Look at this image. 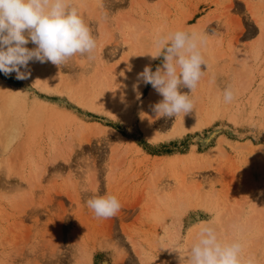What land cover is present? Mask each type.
Wrapping results in <instances>:
<instances>
[{"label":"rangeland","instance_id":"1","mask_svg":"<svg viewBox=\"0 0 264 264\" xmlns=\"http://www.w3.org/2000/svg\"><path fill=\"white\" fill-rule=\"evenodd\" d=\"M80 1L92 12L83 13ZM98 1L73 0V4L96 44L102 41L100 27L112 35L101 52L104 70H118L143 36L146 42L145 32L149 37L163 25H183L192 33V25L207 24L202 36L215 41L220 58L213 56L208 62L205 56V74L192 94L204 101L202 118L197 120L201 128L177 133V118H155L154 131L170 137L154 142L144 130L147 116L142 110L128 123L80 106L69 91H44L33 82L16 79L15 73L0 72V133L11 116L23 131L7 152L1 148L0 135V264H182L199 227L209 221L222 240L235 237L250 250L252 241L264 236V0H100L106 8L101 11L104 16L100 12L102 24L93 17ZM133 40L138 45L133 46ZM26 47L35 45L30 42ZM237 51L250 53L253 84L244 93L233 90L235 100L225 113L211 91L227 85L235 88L231 70ZM80 58H73V67V59L60 67L41 63L39 73L46 80L61 70L67 88L83 77L79 66L84 64L85 70L93 69L86 78H94L96 60L78 65ZM32 62L38 63L30 61L28 69ZM162 62L163 57L156 59L152 70ZM4 89L14 99L6 97ZM94 90L96 94L100 87ZM153 91L158 98L147 84L144 101ZM180 91L191 94L187 88ZM157 98L154 103L163 99ZM97 189L118 198L122 207L117 215L98 219L88 209L85 202ZM250 221L254 227L241 233L240 224ZM263 249L264 244L261 259Z\"/></svg>","mask_w":264,"mask_h":264},{"label":"clouds","instance_id":"2","mask_svg":"<svg viewBox=\"0 0 264 264\" xmlns=\"http://www.w3.org/2000/svg\"><path fill=\"white\" fill-rule=\"evenodd\" d=\"M30 42L34 48L26 47ZM206 43L204 36L185 30L157 34L155 51L147 55L153 60L163 57L162 66L153 71L146 65L134 85L138 89L139 81L150 84L163 97L152 106L157 118L176 119L195 110L192 94L205 74L202 49ZM95 48L91 29L73 0H0V72L5 76L15 73L16 79H27L31 75L30 61L60 67L74 57L90 60ZM181 88L191 94L182 93ZM220 95L226 105L235 100L231 86ZM14 140H9L4 151ZM85 203L98 219L112 218L122 207L115 195L100 194L99 189ZM242 249L240 241L222 240L212 222H204L182 264H255L253 257H242Z\"/></svg>","mask_w":264,"mask_h":264},{"label":"bare ground","instance_id":"3","mask_svg":"<svg viewBox=\"0 0 264 264\" xmlns=\"http://www.w3.org/2000/svg\"><path fill=\"white\" fill-rule=\"evenodd\" d=\"M81 2V4H82V7H84V9H83V13H84V11H86V12H89L90 11V9L91 8H89V7H87L86 5H85V3H84V1L82 2V1H80ZM99 3H98V8H95V15H94V12H93V17H95L96 16V19H97V23L99 22L100 24H102L103 23V19H102V12H104L105 10H106V8H104L105 6H103V4L104 3H102L103 2V0H102V2L99 0L98 1ZM102 11V12H101ZM92 12V11H91ZM91 12H89V13H91ZM102 14H101V13ZM100 13V14H99ZM89 15V14H88ZM105 14H103V16H104ZM100 16H101V18H100ZM92 17V18H93ZM91 18V19H92ZM102 19V20H101ZM209 21H207V23H208ZM209 24V23H208ZM104 25V24H103ZM167 25V24H166ZM176 25V24H175ZM207 25V24H206ZM206 25H203V26H198V25H192L191 26V30H192V32H194V33H197L198 35H204V34H202V32H204L203 30L205 29V27H206ZM100 26H102V25H100ZM168 27H169V25H167ZM179 25H177V26H172V27H166V26H164L163 25V27L162 28H159L158 30H157V32L155 33V34H152V35H149V37L148 36H146V34H147V32H145L146 34H144L145 35V37H146V42L145 41H142V39H144V36L142 37V39H140V41H142V42H140L139 40V43H140V45H138L137 43H136V40H133V46L134 45H138V46H134V47H132L133 48V55H131L130 57L127 55H125L126 57H124L123 58V61H122V63H121V65H119L118 66V70L116 69H113V68H108L107 70H104V69H102L103 68V61H104V57H102V49H103V47L105 46V44H107L108 42H109V40L111 41V39L110 38H112V35L110 34V33H107L108 32V30H107V32H106V30H104V28L103 29H101V27H100V35H99V38H100V40H102V41H100V42H98V44H96V48H95V50H94V53H93V58L96 60V63H97V67H96V73H95V76H92V77H94V78H92V79H90V77H89V79L88 78H86L88 75L90 76V72L91 71H93V69H91V71H90V69H89V71L87 70H85V68H84V64H82V66L80 65L79 67H82V69H80V68H78V69H80V70H82L81 72H82V75H83V77H81L80 75H79V73L77 74V75H79L82 79L81 80H83V82H80L79 81V79H80V77H78L77 79H78V81L76 82V80L74 81V82H76L77 84H75V83H71V84H68L69 86L67 87V88H65V86H64V82H65V78H63L64 76L63 75H61V70L59 71L58 69L54 72V74L53 75H49V76H46L47 77V79L45 80V76H43L42 74H40L39 73V65L41 64L39 61H38V63H36L35 65H34V63L32 64V66H31V68L30 69H28L29 71H30V73H31V75L27 78V79H25V80H28V81H30V82H33V84H35L38 88H40L41 90H44V91H48V92H52V91H54V92H59V94H61V93H64V92H71L70 93V98H72L74 101H77L76 103H78L80 106H83V107H85V108H89V109H91V110H99V111H103V112H106V113H108L110 116H112V117H115V118H117V117H120V118H122L124 121H126V122H128V123H131L132 122V120H133V116H134V113L135 112H137V111H139V110H142L143 112H144V117L145 116H147V120L144 122L145 123V125L143 124V126H145V131H146V133H147V136L149 137L148 139H150V140H152V141H154V142H158V141H161V140H164V139H167V138H169L170 136L169 135H161V134H158L156 131H154V128H153V126H152V124L154 123V120H155V118H157L156 117V114L153 112V110H152V106L155 104L154 102L156 101V98L157 97H154V94H155V92L153 91L152 93H151V95H152V97H151V99H149L148 101H144V92H145V89H146V86H147V84H144L142 81H139V87H138V89H136V88H134V85H136L137 83H138V80H137V77H138V73H140V72H142L143 71V69H144V67L146 66V65H148V66H150V67H152V65H153V63L155 62V60H153V59H151V57H150V55H147V53H149V52H154L155 51V48H154V46H153V41H154V39L156 38V36H157V34H160V33H167V32H170V31H174V30H185V28H183V25L180 27H178ZM186 26V25H185ZM208 27V26H207ZM210 27V26H209ZM106 29V28H105ZM207 31V30H206ZM105 32H106V35L107 34H109L108 36H107V38H105V40H104V37L106 36L105 35ZM135 35H137V34H135V33H133V37H135V39H136V37L137 36H135ZM132 36V35H131ZM148 37V38H147ZM264 37V36H263ZM113 39V38H112ZM132 39H134V38H132ZM214 38H212L211 40H213ZM98 40V39H97ZM145 40V39H144ZM207 40V39H206ZM262 41L264 42V39H262ZM216 42H217V44H219V45H221L220 44V42L219 41H217L216 40ZM219 42V43H218ZM110 43V42H109ZM136 43V44H135ZM142 43V44H141ZM144 43V44H143ZM264 44V43H263ZM263 44L261 43V48H263L264 46H263ZM216 47H217V45H216V43H215V41L213 40V41H210V40H207V43H206V45L203 47V49H202V53H203V55H204V58H205V56H206V59L208 58V62L210 61L209 60V58L210 57H215L216 56V54H215V49H216ZM218 48V47H217ZM261 51V50H260ZM263 51V50H262ZM132 52V51H131ZM218 52V51H217ZM238 52V51H237ZM250 52V51H249ZM257 52V51H256ZM220 53V55L219 56H221V52H219ZM218 53V54H219ZM249 56H250V53L248 54ZM218 56V55H217ZM216 56V57H217ZM249 56H247V55H242L241 53H239L238 52V54H236L235 56H234V65H235V67L233 68V66H232V68L235 70V72H234V70L232 69L231 70V72L233 71V74H234V87L235 88H233L232 87V89L234 90V91H236V92H239V93H244L245 91H247V89L249 88L248 86L249 85H252L253 84V80H252V78H250V77H253V69H252V61H251V59H250V57ZM76 59H77V57H75ZM218 58V60H219V58L220 57H217ZM73 59V58H72ZM205 59V60H206ZM253 59V58H252ZM264 59V58H263ZM74 60V59H73ZM70 61L71 62V65H72V67H73V63H76V61L74 62V61ZM78 60H79V57H78ZM77 60V61H78ZM88 60V59H87ZM87 60H85V59H81L80 58V61H78L77 62V64L79 63V64H81V63H84V61H87ZM214 60V59H213ZM216 60V59H215ZM218 60H216V62L215 63H217L218 62ZM255 60V59H254ZM221 61V60H220ZM219 61V62H220ZM73 62V63H72ZM89 63H90V60L88 61ZM93 62V61H92ZM225 62V61H224ZM232 62H233V60H232ZM47 63V65H49L50 64V62H46ZM88 63V64H89ZM69 64V63H68ZM78 64V65H79ZM221 64V63H220ZM76 64H74V66H75ZM93 65H95V62H94V64ZM225 65V64H224ZM245 66L246 67V69H245V71L244 72H242V71H239V68L238 67H240V66ZM50 66V65H49ZM54 65H52V68H53V70H54V68L55 67H53ZM212 66H214V65H212ZM211 66V67H212ZM217 66V65H216ZM218 66H219V64H218ZM29 67V66H28ZM48 67V66H47ZM220 67V66H219ZM223 67V66H222ZM52 68H50V72H51V69ZM87 68V67H86ZM89 68V67H88ZM221 68V67H220ZM224 68V67H223ZM69 69V68H68ZM70 69H71V67H70ZM69 69V70H70ZM74 69H75V67H74ZM119 69H121V72H120V70ZM48 70V69H47ZM76 70V69H75ZM220 70V69H219ZM218 70V71H219ZM222 70H224V69H222ZM21 71H24V70H21ZM49 71L47 72L48 74H49ZM215 71H216V69H215ZM221 71V70H220ZM230 71V70H229ZM213 73H215V72H213ZM74 74V73H73ZM46 75V74H45ZM217 75V74H216ZM215 77V76H214ZM217 77V76H216ZM207 78V77H206ZM205 78V79H206ZM232 78V77H231ZM212 79H214V78H212ZM216 79V78H215ZM233 79V78H232ZM208 80V79H207ZM224 79H222V81H223ZM67 81V80H66ZM215 80H213V82H214ZM221 81V82H222ZM72 82V81H71ZM94 84V88H97L98 86L100 87V90H99V92L97 93L96 92V94H95V90H94V88H91V85H93ZM215 84V83H214ZM231 84V83H230ZM198 86H199V84H198ZM228 86V85H227ZM213 86H211V88H212ZM221 87V86H220ZM214 88V87H213ZM212 88V89H213ZM94 91H93V90ZM216 89H218V90H216ZM216 89L214 88L213 89V91H211V93L213 94V97H214V99H213V101L217 104V105H220V106H218V107H220L219 108V110L221 109V111L223 110L225 113L226 112H228L229 110L228 109H230V107H229V104L228 105H226V104H224L223 102H222V99L220 98L221 97V95H220V93H221V91H219V89L220 88H218V87H216ZM224 89V88H223ZM6 89H4V90H2V91H5ZM93 92H92V91ZM215 90H216V92H215ZM217 91H219V92H217ZM196 92V91H195ZM5 93H6V97H10V99H14L13 98V95H11V94H9L8 93V91L6 90L5 91ZM138 93H139V97H138ZM196 96H195V98H194V100H195V110H193L191 113H189V114H187V115H185L184 117L183 116H179V117H177V119H176V123H175V131L177 132V133H179V132H181V131H185V130H193V129H198V128H201V125L200 124H198V118L200 117V118H202L201 116H202V113H201V108H202V104H203V98L199 95V94H195ZM241 95V94H240ZM212 96V95H211ZM209 97H210V95H209ZM235 97H236V94H235ZM155 98V99H154ZM158 98H160V95L158 96ZM157 98V99H158ZM211 100V99H210ZM8 102H10V101H8ZM8 104H10V103H8ZM11 105V104H10ZM40 105V104H39ZM44 107V106H43ZM6 109L8 108V107H5ZM10 108V107H9ZM27 108V107H26ZM8 110V109H7ZM43 111V110H42ZM9 112H10V110H9ZM5 114H6V112H5ZM7 117V116H6ZM12 117L13 116H11V119H10V121H9V119H8V123H7V126L5 127V125H4V127L2 128V134L0 133V135H1V140L3 141V145H1V146H3V147H1V148H3L2 150H3V152H7L11 147H12V145H13V143L11 144V147L7 150V151H4V147L8 144V142H9V140L11 139V138H13V137H15V140H14V142L15 141H17L19 138H20V136H21V134H22V130H21V126H20V122L19 121H17L16 119H12ZM32 117V116H31ZM6 119V118H5ZM37 120H38V118H36ZM145 119V118H144ZM36 121V120H35ZM6 124V123H5ZM102 129V128H101ZM104 129V128H103ZM103 130H101L100 132H102ZM112 133H114V134H118L116 131H114V130H112ZM172 135V134H171ZM88 138V137H87ZM86 141H89V139H85ZM25 143V142H24ZM0 148V149H1ZM14 150V149H13ZM10 151V150H9ZM2 152V151H1ZM13 152V151H12ZM14 152H15V150H14ZM16 153V152H15ZM63 154V153H62ZM62 154L60 153L59 154V156L61 157V158H64L63 156H62ZM14 155V154H13ZM194 155V154H193ZM58 156V155H57ZM56 156V157H57ZM58 156V158L60 159V157ZM15 157V156H14ZM13 157V158H14ZM57 158V159H58ZM11 159V158H10ZM9 159V160H10ZM56 159V160H57ZM5 160V159H4ZM3 160V161H4ZM11 160H13V159H11ZM66 160V159H65ZM58 161V160H57ZM12 162V161H11ZM203 162V161H202ZM2 163V162H1ZM6 163V162H5ZM3 164V163H2ZM7 164V163H6ZM203 164V163H202ZM208 164V163H207ZM203 166V165H202ZM1 167V166H0ZM195 168H197V167H195ZM15 171V170H14ZM18 171V170H17ZM41 172H42V170H41ZM164 172V171H163ZM44 173V172H43ZM41 175H43L42 173H40ZM39 174V175H40ZM163 174V173H162ZM20 175H21V173H20ZM165 175V174H164ZM40 177V176H39ZM181 177V176H180ZM160 180V179H159ZM41 182V181H40ZM93 183H95V181L93 182ZM33 184H36V183H33ZM32 184V186H35V185H33ZM40 184V183H39ZM38 185V184H37ZM36 185V186H37ZM94 185V184H93ZM40 186V185H39ZM187 186V185H186ZM94 187H96V186H94ZM189 187V186H188ZM191 187V186H190ZM197 188V187H196ZM198 189V188H197ZM189 190V189H188ZM199 191L200 192H202V190H200L199 189ZM191 192H193V191H191ZM194 193H195V191H194ZM194 193H193V195H194ZM205 193V192H204ZM160 194H162V193H160ZM187 195V194H186ZM201 195H202V193H201ZM76 196L78 197V194H76ZM162 196V195H161ZM166 196V195H165ZM169 196H171V195H169ZM202 196H204V195H202ZM201 196V198L203 199V197ZM31 197H33V196H31ZM30 197V198H31ZM159 197V196H158ZM162 198H163V196H162ZM32 199V198H31ZM164 199V198H163ZM162 199V200H163ZM168 199V198H167ZM169 200V199H168ZM204 200V199H203ZM179 202V201H178ZM22 206V205H21ZM25 207V206H24ZM258 207V206H257ZM181 208V207H180ZM259 209V208H258ZM178 211V210H177ZM259 211V213H260V210H258ZM180 212V211H179ZM262 214V213H261ZM262 218V217H261ZM231 218H229V220H230ZM262 219H264V217L262 218ZM228 220V221H229ZM253 221V220H252ZM261 221V220H260ZM230 222V221H229ZM228 222V223H229ZM264 222V221H263ZM224 225V224H223ZM229 225H230V223H229ZM229 225H227L228 227H229ZM241 226H240V231H241V233H245L247 230H249V229H252L254 226H253V224L251 223V221H250V223L249 224H240ZM258 225V224H257ZM250 227H252V228H250ZM249 228V229H248ZM225 229V228H224ZM226 229H228V228H226ZM226 229H225V231H226ZM231 229V228H230ZM229 229V230H230ZM233 230H234V228H232ZM251 231V230H250ZM232 232H235V230L234 231H232ZM231 232V233H232ZM264 233V232H263ZM235 235H236V232L234 233ZM233 234V235H234ZM225 235H226V232H225ZM234 235V236H235ZM241 235V234H240ZM259 235H261V234H259ZM232 236V235H231ZM239 236V235H238ZM226 237H227V235H226ZM232 238V237H231ZM234 239H235V237H233ZM231 239V240H229V241H232V240H234V239ZM222 239V238H221ZM246 240H247V238H245ZM254 240V239H253ZM239 241H240V239H239ZM192 242V241H191ZM252 242H254V244L252 243L250 246H249V249L250 250H247L246 249V246L245 245H243V249H244V251H246L245 252V254L247 253V255H246V257L248 258V257H253L254 259H255V264H264V257H262V259L260 258L261 256H260V254H262L263 253V251H262V248H263V244H264V236L262 235V236H260V238H259V240L258 239H256L255 241H252ZM248 243H250V242H248ZM249 245V244H248ZM247 245V246H248ZM248 248V247H247ZM60 249V248H59ZM264 250V249H263ZM257 251V252H256ZM261 251V252H260ZM243 252V251H242ZM260 252V253H259ZM255 253H259V254H257V256H255ZM81 256V255H80ZM245 257V258H246ZM77 258V257H76ZM84 258V257H83ZM78 259H80V257L78 258ZM77 260V259H76ZM82 262V261H81ZM85 263V262H84ZM83 263V264H84ZM80 264V263H79ZM82 264V263H81ZM86 264V263H85Z\"/></svg>","mask_w":264,"mask_h":264}]
</instances>
